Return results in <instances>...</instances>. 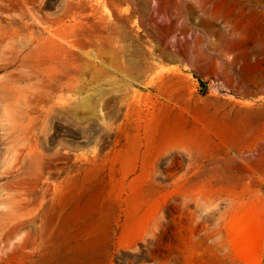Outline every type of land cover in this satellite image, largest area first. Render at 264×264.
Masks as SVG:
<instances>
[{
	"label": "rangeland",
	"instance_id": "obj_1",
	"mask_svg": "<svg viewBox=\"0 0 264 264\" xmlns=\"http://www.w3.org/2000/svg\"><path fill=\"white\" fill-rule=\"evenodd\" d=\"M0 264H264V0H0Z\"/></svg>",
	"mask_w": 264,
	"mask_h": 264
},
{
	"label": "bare ground",
	"instance_id": "obj_2",
	"mask_svg": "<svg viewBox=\"0 0 264 264\" xmlns=\"http://www.w3.org/2000/svg\"><path fill=\"white\" fill-rule=\"evenodd\" d=\"M85 102V101H84ZM242 114V113H241ZM245 114V113H244Z\"/></svg>",
	"mask_w": 264,
	"mask_h": 264
}]
</instances>
